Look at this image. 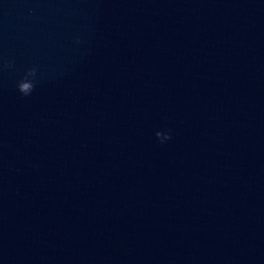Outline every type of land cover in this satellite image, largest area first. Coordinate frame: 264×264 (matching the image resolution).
<instances>
[{
	"label": "water",
	"instance_id": "1",
	"mask_svg": "<svg viewBox=\"0 0 264 264\" xmlns=\"http://www.w3.org/2000/svg\"><path fill=\"white\" fill-rule=\"evenodd\" d=\"M7 60L0 264H264V0H0Z\"/></svg>",
	"mask_w": 264,
	"mask_h": 264
},
{
	"label": "clouds",
	"instance_id": "2",
	"mask_svg": "<svg viewBox=\"0 0 264 264\" xmlns=\"http://www.w3.org/2000/svg\"><path fill=\"white\" fill-rule=\"evenodd\" d=\"M14 60H7L0 64V68H13ZM37 81V68L35 66L29 67L25 70L24 74L16 81V89L22 96H30L35 90ZM166 137L156 138L160 144L172 139L171 129H166Z\"/></svg>",
	"mask_w": 264,
	"mask_h": 264
}]
</instances>
